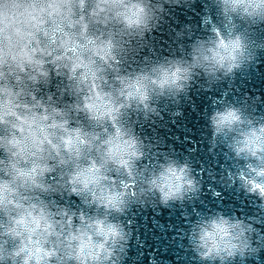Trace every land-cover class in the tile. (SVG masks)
Segmentation results:
<instances>
[{
    "label": "clouds",
    "instance_id": "9594fccd",
    "mask_svg": "<svg viewBox=\"0 0 264 264\" xmlns=\"http://www.w3.org/2000/svg\"><path fill=\"white\" fill-rule=\"evenodd\" d=\"M262 54L264 0H0V264H128L140 210L189 206L193 264H259L264 98L236 81ZM221 189L251 212L195 207Z\"/></svg>",
    "mask_w": 264,
    "mask_h": 264
},
{
    "label": "water",
    "instance_id": "95a60500",
    "mask_svg": "<svg viewBox=\"0 0 264 264\" xmlns=\"http://www.w3.org/2000/svg\"><path fill=\"white\" fill-rule=\"evenodd\" d=\"M195 8L199 11L201 5L197 3ZM190 14L194 15V13ZM177 15L181 22L185 21V16L181 15L179 11ZM198 19L196 17L197 21ZM236 84L241 92L247 91L252 95L259 94L264 98V54L261 55V63L255 69L237 77ZM193 99L199 111H203L205 104L209 103L207 94H194ZM259 107L264 109V104H261ZM204 123L205 121L198 116L197 111H194L190 105H185L183 118L177 119L175 123L168 121L167 130L162 131L166 137L173 138L170 140L171 143L175 144L181 151H185L187 148L193 146L192 142L200 140V133L203 131L201 125ZM176 138L182 142H178ZM199 147L202 150H198L193 158L198 157L206 165H211L212 157L206 151L207 144L204 143ZM221 162H223L222 159ZM217 187L219 186L217 185ZM221 192L222 196L216 199L210 198V195L205 196V203L200 204L197 202L195 207L204 209L206 205H211L212 207L219 206L228 212L241 209L249 213L251 212L252 209L247 199L243 197V194L238 195L234 190L221 189ZM242 200L244 201L243 204L241 203ZM191 207L189 206L187 209L160 208L156 210L148 208L140 210L135 216V227L139 233V239L136 240L130 252L128 264H148L150 255L155 256L158 264H193L189 260L191 253H186L183 247L186 240L181 242L178 238H173L176 235V229L184 223L185 218L182 216V212L191 211ZM249 264H256V262L250 261ZM259 264H264V251L260 253Z\"/></svg>",
    "mask_w": 264,
    "mask_h": 264
}]
</instances>
